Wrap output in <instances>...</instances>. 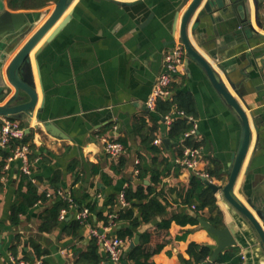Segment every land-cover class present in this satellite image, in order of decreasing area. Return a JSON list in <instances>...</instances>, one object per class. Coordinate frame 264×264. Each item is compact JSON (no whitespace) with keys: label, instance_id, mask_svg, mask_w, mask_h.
I'll return each mask as SVG.
<instances>
[{"label":"crops","instance_id":"obj_1","mask_svg":"<svg viewBox=\"0 0 264 264\" xmlns=\"http://www.w3.org/2000/svg\"><path fill=\"white\" fill-rule=\"evenodd\" d=\"M3 1L11 12L35 13L54 9L59 0L49 1L42 8L19 10L11 9L9 0ZM206 1L189 24L188 36L192 47L211 65L218 81L250 118L252 141L234 195L256 215L239 190L264 208V0H249L251 22L258 36H250L248 25L239 21L237 15L217 22L213 16L215 13L205 14L193 30ZM180 2L72 0L63 17L31 52L38 104L28 119L18 121L26 134H33L31 143L36 148L29 179L39 194L46 195L47 201H39L27 208V212L20 216V223H12L11 208L19 200L17 189L23 174L21 164H12L8 174L0 176V264H13V257L29 264H78L80 255L88 250L91 239L95 238L91 230L104 231L105 222L91 212L89 219L82 221L83 227L77 234H68L65 229L69 222L79 220L80 207L70 208L65 220L59 217V226L51 232L41 231V214L59 199L47 195L57 190L64 191L73 199L88 195L95 203L96 211L104 214L108 212L107 203L111 197L116 200L114 212L123 209L120 196L130 186L134 191L142 185L152 186L158 194L162 193L160 197L166 202V213L143 225L132 241L126 239L125 257L136 245L137 236L140 242L141 233L174 215L192 216L196 213L208 220L220 211L223 227L235 221L234 210L222 191L215 193L212 190L217 204V211L213 214L208 208L197 212L194 206L184 204L179 197L181 190L187 188L199 172H216L219 169L221 178L210 176V181L217 186L226 185L244 136L241 118L215 89L203 67L186 53L172 84L171 98L181 97L184 110L190 114L178 112L177 105L170 113L173 121L183 117L187 119L190 130L197 127L196 133L190 137L200 147L185 146L184 135L172 138L171 126L165 120L169 114L163 116L146 106L162 72L164 56L176 44L183 43L181 22L193 0H189L176 17V6ZM230 13L232 17L233 12ZM65 19L67 22L55 35ZM51 36L52 40L38 58V72L34 53ZM230 81L238 88L243 87V100L232 89ZM14 90L12 87V93ZM12 93L0 105H4ZM46 124L52 125L63 137L48 132ZM104 137L125 145L121 165L117 164V159L107 155L102 141ZM157 139L162 143L156 145L154 141ZM164 139L171 140L169 150L163 143ZM150 143L165 150L158 164L153 163ZM184 146V152L188 148L201 150L196 169L179 165V150ZM6 153L10 154V150L0 145V162ZM165 158L168 159L166 165L160 164ZM140 167L144 170L141 179ZM157 172H160V179ZM155 178L160 180L159 183H155ZM135 213L137 216L140 214L138 208H135ZM239 219L242 221L239 230L243 234L241 241L250 249L245 255L247 248L236 247L242 256L241 264H264V253L252 227ZM116 227L107 233L117 235ZM193 243L208 245L212 251L217 245L216 239L200 224L182 225L172 221L168 243L152 257V262L185 264L184 261L190 260L188 249ZM98 244L103 258L100 264H114ZM35 245L46 251L39 259Z\"/></svg>","mask_w":264,"mask_h":264},{"label":"water","instance_id":"obj_2","mask_svg":"<svg viewBox=\"0 0 264 264\" xmlns=\"http://www.w3.org/2000/svg\"><path fill=\"white\" fill-rule=\"evenodd\" d=\"M188 1L189 0H181L179 5L176 6V17ZM71 2L72 0H59L54 9L47 8L39 12L31 13L11 12L6 9L5 2L0 0V102H3L5 98L12 93V87L15 89L8 101L4 105H0V118L7 117L15 120H24L32 115L38 104V92L34 81L31 52L63 17ZM203 2L204 0H193L183 15L180 27L181 40L187 55L203 67L215 89L226 100L228 105L239 115L244 128L242 144L234 161V166L227 184L222 187L215 185L209 180H204L215 193L220 191L223 192L225 199L230 203L234 210L232 215L236 222L232 221V223L223 228H217L207 219L198 216L196 213H192V216L198 220L200 226L206 229L217 241V245L213 249L211 256L204 264H216L217 260L224 252L236 248L238 245L247 248L241 241L243 234L239 230L242 228V221H240L239 218H242L245 222L250 224L259 241V246L263 250L262 254L264 253V208L254 203L251 197H246L244 192L239 190L241 195L246 199L248 205L255 210L256 215H254L246 205L240 203L234 195L235 187L249 152L253 132L247 112L226 87L218 81L211 65L192 47L190 43L188 36L189 24L193 20L198 9L203 5ZM233 3L235 4L231 5ZM225 8H228L226 13H224ZM230 12H233L232 17ZM213 13L216 14L213 16L217 22L223 18H235L237 15L239 21L248 25L250 30L248 33L250 36H258V33L251 22V6L249 0H207L204 4L203 11H200L195 20L193 30L201 21L202 16ZM66 22L67 19L60 24L55 35ZM51 40L52 36L34 53L33 57L38 72V58ZM231 87L236 91L238 97L243 100L245 92L243 87L238 88L233 82H231ZM44 104L45 100L41 103V109L44 107ZM45 129L54 136L63 137L62 134L57 132L50 124H46ZM27 132H30V129H28ZM163 143L169 150L171 140L164 139ZM15 178H17V176ZM237 214L240 217H237ZM135 244H139L138 236L135 239ZM259 246L258 248H260ZM249 251L250 249L244 251V254L246 255ZM262 258L264 259V254Z\"/></svg>","mask_w":264,"mask_h":264},{"label":"trees","instance_id":"obj_3","mask_svg":"<svg viewBox=\"0 0 264 264\" xmlns=\"http://www.w3.org/2000/svg\"><path fill=\"white\" fill-rule=\"evenodd\" d=\"M49 1L52 0H9V6L13 10L19 9H38L44 7ZM57 1V0H56ZM260 18V17H259ZM181 97H172L170 99L162 100L157 102L156 110L161 115L170 114L173 111V106H178V112H184L187 116L190 114L187 110L185 111ZM182 99V98H181ZM181 110V111H180ZM190 130L189 122L187 119L178 118L173 121L170 131L172 138H181L187 131ZM33 134H26L22 140H13L12 146L27 144L31 150L29 159L32 161L35 159L34 150L35 144L31 143ZM188 137L185 139V146L192 148L200 147V144L194 143ZM149 140V137H147ZM151 139V137H150ZM153 142V140H152ZM123 144V143H122ZM124 145V144H123ZM125 146V145H124ZM184 148L179 150V157L184 156ZM150 151L152 152L154 159L153 163L158 164L160 155L165 152L163 148L151 145ZM9 154H4V160L0 162V176H6L8 171H4L6 164V158ZM123 156L117 159L118 165L122 164ZM168 159H162L160 164L166 165ZM219 170V169H218ZM209 172V175L216 178H221L219 171ZM160 179V172L156 173ZM144 177V170L140 167L139 178ZM158 178H155V183H159ZM26 189V192L23 190ZM147 190V192L145 191ZM19 200L11 208V222L14 224L20 223L21 214L27 212V208L33 207L39 201L46 202V195L38 193L36 186L32 183L29 176L22 174L21 180L17 189ZM162 193H157L156 188L152 186L146 187L145 185L139 186L137 190H133L132 186L128 187L124 192L125 201L128 203L127 207H124L119 212L115 213L116 200L110 198L108 205V212L106 214L96 211V205L90 201L89 196L85 195L81 198H74L73 200L79 205L80 208L87 207L91 212L95 213L98 220L104 221L109 226L112 221L111 215H117L113 222L117 224V236L123 239H130L131 241L135 238L138 231L145 224H149L158 216L166 213V202L162 197ZM161 196V197H160ZM179 197H181L184 204L194 206L197 212H203L206 208L213 214L217 211L216 197L213 194L212 189L205 183V181L199 177L194 176L189 186L181 190ZM135 208H138L139 215L135 213ZM63 209H70V203L66 199H57L56 202L49 208L45 209L40 216L42 221L40 229L41 231L51 232L53 229L60 224V214ZM172 221H177L182 225L192 224L198 225L199 222L196 218L190 215H174L171 218L163 219L157 226L146 232L141 233L139 244L135 245L134 248L128 253L126 261L128 264H154L152 257L159 253L165 245L168 243L169 229ZM209 222L214 224L217 228L223 227V216L220 211H217L215 215H212L208 219ZM69 225L65 229L68 234H77L83 227V223L80 220H73L68 223ZM123 224H127L124 226ZM121 225V226H120ZM35 253L39 258L46 253L42 251L39 245H35ZM190 260L184 261L185 264H204L207 262L212 254V249L208 245H199L193 243L188 249ZM103 260L100 254V246L97 238H92L88 246V250L82 253L77 261L78 264H100ZM242 256L237 248H233L229 251L221 254L216 264H241Z\"/></svg>","mask_w":264,"mask_h":264},{"label":"built area","instance_id":"obj_4","mask_svg":"<svg viewBox=\"0 0 264 264\" xmlns=\"http://www.w3.org/2000/svg\"><path fill=\"white\" fill-rule=\"evenodd\" d=\"M186 57V50L183 43L176 44L163 59L162 72L158 76L154 89L147 100L146 106L150 111H155L157 102L162 99H170L172 94V84L175 81L176 74L179 71V68L184 62ZM181 114V113H179ZM0 145L4 148L10 150V154L6 160V164L4 166V171H9L12 164L19 162L21 164V172L27 176H31L32 174V161L29 159V155L31 150L29 145L20 144L12 146L13 140H22L26 135L25 128L21 125L18 120L2 117L0 118ZM167 125L170 127L173 123V116L170 114L165 117ZM196 126L190 130L189 132L184 134V138H188L196 133ZM105 145V151L107 155H109L113 159H118L124 154L125 146L115 140L109 138L102 139ZM156 145L161 144L162 140L157 139L154 141ZM201 154L200 149H192L188 148L184 152V156L179 159V165L186 169H196L198 165V158ZM198 176L204 180L210 181V175L207 172H199ZM49 198H63L68 200L70 203V208H79V205L73 200L72 197L68 196L64 191L57 190L56 192L48 193ZM122 207H127L128 203L125 201L124 194L120 196ZM69 209H63L60 214V219L65 220L68 216ZM91 216V211L87 207L80 208L78 213V219L80 221L86 222ZM117 215H111L112 221L109 226H105L104 231H99L98 229L93 228L91 230V235L97 238L98 242L102 245L104 251L107 254L109 260L114 264H126V252L125 245L127 240L115 236H110L107 231L110 228L115 227L117 224L114 223L113 219L116 218ZM13 264H29L26 261H17L14 257L12 258ZM38 264H41L39 262Z\"/></svg>","mask_w":264,"mask_h":264}]
</instances>
